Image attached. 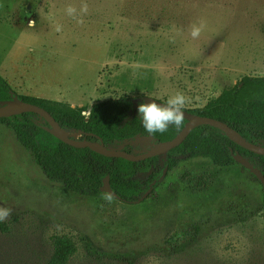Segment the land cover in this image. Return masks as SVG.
Listing matches in <instances>:
<instances>
[{"label":"rangeland","instance_id":"obj_1","mask_svg":"<svg viewBox=\"0 0 264 264\" xmlns=\"http://www.w3.org/2000/svg\"><path fill=\"white\" fill-rule=\"evenodd\" d=\"M68 5L77 18L66 13ZM201 22L193 39L191 26ZM0 74L21 95L86 116L109 99L164 105L177 92L190 98L182 109L188 113L244 76L264 77V0H0ZM141 124L136 116L127 129L132 139L108 147L145 155L179 136L170 126L143 138ZM171 155L179 163L156 189H128L136 202H109L105 194L80 196L50 181L0 123V207L11 209L0 264H47L55 236L76 242L69 264H264V186L239 164L222 169L209 159ZM154 167L124 164L123 185ZM194 224L198 238L175 254ZM87 239L101 256L88 254Z\"/></svg>","mask_w":264,"mask_h":264},{"label":"trees","instance_id":"obj_2","mask_svg":"<svg viewBox=\"0 0 264 264\" xmlns=\"http://www.w3.org/2000/svg\"><path fill=\"white\" fill-rule=\"evenodd\" d=\"M16 100L46 109L67 133L81 135L77 139L73 137V140L103 143L107 147L115 142L132 139L127 134V129L134 123V118L139 116V104H135L134 99L129 97L113 98L96 104L90 115L86 116L78 109L21 95L0 74V109ZM188 114L206 116L223 122L240 133L249 143L263 147L264 77L244 76L234 87L225 89L218 98L210 101L204 108L189 110ZM35 117L41 118L45 123L38 121ZM0 123L5 124L15 133L18 141L31 152L50 181L62 183L80 196L88 194L94 197L103 196L102 187L104 180L108 177L112 189L119 196L117 199L124 202H136V198L131 197L126 190L138 192L141 189L146 191L156 189L166 171H171L179 163V159L171 155L174 152H179L187 158L209 159L214 166L229 169L238 164L232 157V151H238L259 167L264 174V156L243 149L222 130L208 124H202L194 129L181 146L166 156L132 162L105 157L90 148L78 149L69 146L47 132L45 128H51L50 124L34 113L3 118L0 119ZM187 124L188 119L184 118L178 135L186 129ZM140 132L143 138L153 136L144 130L142 124ZM160 142L158 140V144ZM124 151L134 156L141 155L129 148ZM124 164H130L136 170L148 164L155 167L142 172L139 179H134L136 181L130 180L129 184L123 185ZM261 195L264 205V189ZM10 229L9 223L0 222V233L8 234ZM200 231L199 224L192 225L185 240L177 244L180 245L177 249H172L175 250V254L184 252L187 249V244L184 242L188 241L192 244L198 238ZM84 243L89 255L96 258L102 255L101 250L91 240L87 239ZM52 245L53 252L47 264H69L78 250L76 242L68 236L53 237Z\"/></svg>","mask_w":264,"mask_h":264},{"label":"water","instance_id":"obj_3","mask_svg":"<svg viewBox=\"0 0 264 264\" xmlns=\"http://www.w3.org/2000/svg\"><path fill=\"white\" fill-rule=\"evenodd\" d=\"M137 101L138 99L133 100L134 103H136ZM183 112H184V118L188 119V124L186 126V129L174 140L169 141L168 143H161L157 145L150 153L139 156H134L128 152L113 151L103 143L75 141L73 140V137L68 135V133L62 128V126L54 119V117L46 109L32 103H26L16 100L15 102L9 104L7 107L0 109V119L11 118L13 116L21 115L23 113L38 114L40 116H43L44 119L51 126V128H45V130L50 134H52L53 136H55L60 141H62L63 143L78 149L90 148L105 157L119 158L132 162L149 160L156 156L164 155L167 152L171 151L172 149L181 146L184 143V141L189 137V135L194 131V129H196L198 126L202 124H208L219 128L243 149L255 153L257 155L264 156L263 147L255 146L249 143L240 133H238L236 130H234L227 124L206 116H200V115L190 116L187 112L185 111ZM232 157L236 163L242 166L247 172L252 174L264 186V174L262 173L259 167H257L255 164L250 162L238 151L237 152L232 151ZM102 192L104 194H111L112 197L119 198V196L112 189L108 177L104 180Z\"/></svg>","mask_w":264,"mask_h":264},{"label":"clouds","instance_id":"obj_4","mask_svg":"<svg viewBox=\"0 0 264 264\" xmlns=\"http://www.w3.org/2000/svg\"><path fill=\"white\" fill-rule=\"evenodd\" d=\"M88 11V6L83 3L80 8V17L77 18V9L72 5H68L66 13L69 16L77 18L78 23H83L82 16ZM30 24L29 26H33ZM204 28L203 22L200 24H193L191 26L190 35L193 39L199 38ZM59 27L57 31H59ZM190 102V98L186 97L182 92H177L175 95L170 96L166 104L162 105L154 100L151 102H141L138 105L139 117L142 121V127L149 134L165 133L170 126L180 128L184 120V112L182 109L187 103ZM105 199L111 202L113 199L111 194H105ZM11 215V209L0 207V222L5 221Z\"/></svg>","mask_w":264,"mask_h":264},{"label":"bare ground","instance_id":"obj_5","mask_svg":"<svg viewBox=\"0 0 264 264\" xmlns=\"http://www.w3.org/2000/svg\"><path fill=\"white\" fill-rule=\"evenodd\" d=\"M31 24H33V23L31 22Z\"/></svg>","mask_w":264,"mask_h":264},{"label":"crops","instance_id":"obj_6","mask_svg":"<svg viewBox=\"0 0 264 264\" xmlns=\"http://www.w3.org/2000/svg\"><path fill=\"white\" fill-rule=\"evenodd\" d=\"M19 91H21V90L19 89Z\"/></svg>","mask_w":264,"mask_h":264}]
</instances>
